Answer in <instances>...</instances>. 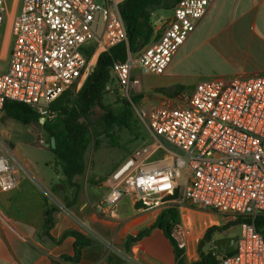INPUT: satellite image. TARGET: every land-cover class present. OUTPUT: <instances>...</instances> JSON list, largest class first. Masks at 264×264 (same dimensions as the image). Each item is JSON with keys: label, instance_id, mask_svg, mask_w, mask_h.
<instances>
[{"label": "built area", "instance_id": "obj_1", "mask_svg": "<svg viewBox=\"0 0 264 264\" xmlns=\"http://www.w3.org/2000/svg\"><path fill=\"white\" fill-rule=\"evenodd\" d=\"M213 2L180 0L156 41L114 64L113 72L132 109L157 143L134 151L112 173L113 186L104 201L106 214L115 217L116 205L126 194L134 195L147 209L215 212L241 228L234 253L217 264H264V229L257 228L258 218L264 216V75L199 82L191 93L177 99L178 104L169 99L142 106L131 98L141 85L132 72L140 67L147 75L164 74ZM119 3L22 0L8 25V67L0 71V114L6 102L14 101L54 121L57 113L51 105L84 74L87 49L94 45L108 51L128 44ZM7 15L5 0H0V41ZM37 143L46 145L43 137ZM161 149L164 156L152 161ZM19 168L28 173L0 138L1 192L17 188ZM175 232L181 234L182 225ZM178 244L184 249L182 240ZM216 249L213 245V255Z\"/></svg>", "mask_w": 264, "mask_h": 264}, {"label": "crops", "instance_id": "obj_2", "mask_svg": "<svg viewBox=\"0 0 264 264\" xmlns=\"http://www.w3.org/2000/svg\"><path fill=\"white\" fill-rule=\"evenodd\" d=\"M172 16L173 10L153 13L154 41L160 37ZM196 29L206 33L228 52L231 67L226 79L264 75V0H214ZM194 32L164 74H132L133 79L138 78L141 82L136 93L140 97L139 105H161L169 99L178 104L177 99L182 94H189L177 82L174 68ZM153 76L158 79H152ZM9 120L3 117L0 121V138L18 154L22 140L17 138L13 142L11 131L14 125L7 123ZM89 149L85 156V174L77 179L80 185L78 196L73 198L69 207L62 205L61 199L53 193L56 180L60 183L63 180L55 169L53 154L52 159L45 162L49 174H41L33 164L29 167L38 178L19 168L17 188L6 193L0 191V264H52L62 255L72 256L75 239L70 236L64 238L72 231H80L93 238L94 242L82 249L78 262L66 264H177L174 248L160 228H154L147 236L136 240L166 211L147 209L134 195L126 194L116 205V216L106 214L108 209L104 201L113 186L111 175L126 160L111 174L99 172L89 167ZM9 162L14 166L13 160L9 159ZM90 173L97 177L89 179ZM69 191L73 196L74 189L70 188L62 197L68 196ZM51 207L57 209L55 224L50 231L54 241L43 234L45 215ZM81 222L92 232H87Z\"/></svg>", "mask_w": 264, "mask_h": 264}, {"label": "trees", "instance_id": "obj_3", "mask_svg": "<svg viewBox=\"0 0 264 264\" xmlns=\"http://www.w3.org/2000/svg\"><path fill=\"white\" fill-rule=\"evenodd\" d=\"M179 2L180 0H120L119 9L126 26L128 44H120L108 51H99L91 45L86 54L88 65L94 63V68L82 87L75 92L71 90V87L52 103L51 109L57 113V117L52 122L46 121L42 128L53 140L54 146L51 149L54 157L53 163L56 171L63 177L61 180L63 189L60 190L58 186H55L53 189L55 195H65L68 189L73 188L72 197L75 199L78 196L80 185L77 179L85 174V156L91 144L98 149L100 137L106 136L112 146H117V137L113 131L116 128H126L132 131L135 116L130 102L126 99L120 100L118 101L119 107L116 109L105 103V97L109 94V88L116 78L113 66L117 62H124L128 52L137 55L153 43L155 36V29L151 22L153 13L159 10L171 11ZM131 98L136 103L140 99L139 96H131ZM96 112L102 113L99 120L94 119ZM3 113L5 120L10 119L25 126L37 124L40 119L38 113L31 107L14 101L5 103ZM64 199L66 207L73 202H67L68 196H64ZM56 211L55 207H51L46 212L43 225V234L52 241L54 239L50 231L55 224L54 213ZM179 217L180 213L177 209H168L151 227L137 236L136 240L147 236L152 229L160 228L174 248L177 264H185V251L172 237L173 224ZM233 225L238 224L229 223L223 228L217 226L208 228L199 244L200 259L192 264H217L220 258L233 254L235 249L226 254H221L216 249V255H213L212 251H203L207 244H212L215 233ZM257 228L260 232L263 231L264 216L258 218ZM66 236L75 239L74 254L72 256L62 255L58 260H53L52 264L78 262L82 249L94 242L93 238L80 231L69 232L64 238Z\"/></svg>", "mask_w": 264, "mask_h": 264}, {"label": "rangeland", "instance_id": "obj_4", "mask_svg": "<svg viewBox=\"0 0 264 264\" xmlns=\"http://www.w3.org/2000/svg\"><path fill=\"white\" fill-rule=\"evenodd\" d=\"M22 0H5L8 15L4 21V27L2 31L0 41V71H6L8 67L7 51L9 45V32L8 27L16 14ZM9 25V26H8ZM230 61L228 52L223 47L210 39L206 33L200 32L196 29L186 46L182 50L181 58L178 65L175 66L174 72L177 76L176 80L179 84L184 86V90L187 93H191L195 86L202 81L212 80L216 78H227V74L230 72ZM94 68V63L87 66L84 74L78 80L74 87L71 88L73 92L77 91L84 84L87 76ZM133 75H145L140 67L132 72ZM152 79H158L153 76ZM109 94L105 97V103L111 106L113 109L119 107L118 101L126 99L127 95L123 91L120 83L116 80L109 88ZM117 92V95L115 93ZM134 91L131 96L135 97ZM135 116V125L131 130L126 128H116L113 134L117 137V146H112L109 139L106 136L100 137V146L95 149L93 144L89 146V167L92 166L93 170L98 169L99 172H110L111 174L122 162H124L134 151L143 147L152 148L157 143L154 137L151 135L146 126L140 121L134 109H132ZM102 116L101 112H96L94 119L99 120ZM4 117V113L0 114V121ZM7 123L14 125L13 134L14 140L19 138L22 143L18 146V154H13L16 158L23 163L28 173L37 177V173L31 170L29 166L35 165L41 174L48 173L45 169L46 160L52 159L51 149L54 146L53 140L43 130L42 125L39 123L32 126H25L19 122L9 120ZM100 128V127H99ZM98 128V129H99ZM40 137H43L46 145H39L37 142ZM7 143V142H6ZM167 148L173 151H178L176 148L169 144H165ZM165 154L163 149L157 151L152 157V161H156L162 158ZM91 168V169H92ZM53 176L54 172L52 171ZM108 174V176H109ZM90 173V178L95 179L96 174L93 176ZM107 176V177H108ZM81 179V178H80ZM57 185L61 183L56 180ZM185 184V179L182 180V185ZM61 199L62 205L66 200L62 195H58ZM69 199L67 202H72L73 197L71 191L68 194ZM56 202V201H55ZM60 205V203L56 202ZM228 223L227 219L215 212L194 210L186 208L180 213L179 219L173 224L172 237L179 243L181 240L184 242L185 251V264H192L200 259L199 244L208 228L217 226L219 228L225 227ZM178 225H182V233L175 232ZM188 232V237L185 235ZM241 228L239 225H233L221 232L215 233L213 236L212 244H207L203 251H211L214 242L223 239H230L235 236H239Z\"/></svg>", "mask_w": 264, "mask_h": 264}, {"label": "water", "instance_id": "obj_5", "mask_svg": "<svg viewBox=\"0 0 264 264\" xmlns=\"http://www.w3.org/2000/svg\"><path fill=\"white\" fill-rule=\"evenodd\" d=\"M45 122L46 120L44 117L39 119L40 125H44ZM59 188H61V185L59 186ZM237 240H238V236H235L230 239H223V240L215 241L214 245L221 252V254H226L235 247Z\"/></svg>", "mask_w": 264, "mask_h": 264}, {"label": "bare ground", "instance_id": "obj_6", "mask_svg": "<svg viewBox=\"0 0 264 264\" xmlns=\"http://www.w3.org/2000/svg\"><path fill=\"white\" fill-rule=\"evenodd\" d=\"M185 235L187 236V232H185Z\"/></svg>", "mask_w": 264, "mask_h": 264}]
</instances>
